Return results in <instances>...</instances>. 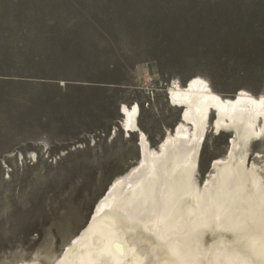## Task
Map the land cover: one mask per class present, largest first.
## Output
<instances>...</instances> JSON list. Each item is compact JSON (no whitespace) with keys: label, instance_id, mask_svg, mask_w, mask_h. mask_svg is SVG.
<instances>
[{"label":"rangeland","instance_id":"rangeland-1","mask_svg":"<svg viewBox=\"0 0 264 264\" xmlns=\"http://www.w3.org/2000/svg\"><path fill=\"white\" fill-rule=\"evenodd\" d=\"M194 75L222 96L264 93V0H0V263L46 232L60 252L137 161L121 106L138 104L156 146L181 118L169 85ZM211 122L202 184L231 139Z\"/></svg>","mask_w":264,"mask_h":264},{"label":"bare ground","instance_id":"bare-ground-1","mask_svg":"<svg viewBox=\"0 0 264 264\" xmlns=\"http://www.w3.org/2000/svg\"><path fill=\"white\" fill-rule=\"evenodd\" d=\"M167 95L181 118L156 146L138 124V104L121 106L137 161L112 180L77 234L61 231L60 252L46 232L35 255L16 251L0 264H264V93L222 96L194 75L184 85L173 81ZM210 122L231 139L202 184Z\"/></svg>","mask_w":264,"mask_h":264}]
</instances>
